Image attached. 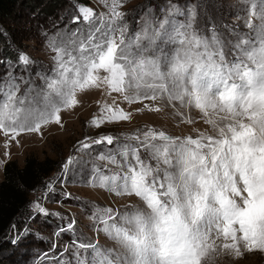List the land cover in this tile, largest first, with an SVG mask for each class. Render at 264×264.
I'll list each match as a JSON object with an SVG mask.
<instances>
[{"label":"snow or ice","instance_id":"1","mask_svg":"<svg viewBox=\"0 0 264 264\" xmlns=\"http://www.w3.org/2000/svg\"><path fill=\"white\" fill-rule=\"evenodd\" d=\"M103 2L109 16L81 7L86 28L67 39H48L54 67L36 73L42 85L11 73L0 79V132L15 140L50 123L63 126L60 113L78 106V93L106 88L128 104L166 99L195 108L215 134L172 136L147 127L102 151L97 158L118 170L93 165L89 186L135 196L143 207L93 206L95 231H103L120 251L73 240L76 264H205L217 250L235 257L264 253V0L258 13L253 0L249 15L258 23L249 19L246 25L254 35L235 45L231 60L214 30L209 36L195 26L191 7L187 15L177 5L162 8L161 16L146 14L139 29L130 31L118 10L122 0ZM18 60L35 63L24 53ZM18 79L27 85L22 94ZM145 109L161 110L144 104L137 112ZM130 119L113 101L89 124L99 128ZM87 140L78 151L91 147ZM118 140L109 134L92 144L113 146ZM76 162L75 157L65 162V176ZM74 225L73 220L69 228Z\"/></svg>","mask_w":264,"mask_h":264},{"label":"rangeland","instance_id":"2","mask_svg":"<svg viewBox=\"0 0 264 264\" xmlns=\"http://www.w3.org/2000/svg\"><path fill=\"white\" fill-rule=\"evenodd\" d=\"M76 1L89 4L78 6L79 22L69 23L63 29L48 33L35 30V32L26 31L24 35L26 40L22 42L23 53L35 63L27 65L31 66L30 77L29 73L15 77L30 78L37 86L42 85L43 82L36 76V73L38 71L50 72L54 67L52 58L55 56V52L48 47V39L50 37L67 39L68 35L66 34H70L77 28H86L87 25L83 24V18L79 12L81 7L92 9L96 17L101 14L110 15L103 0ZM144 1L122 0L123 6L118 10L124 14V21L128 23L130 31L139 29L144 23L146 14L162 15L161 11L158 13L153 9L156 5L142 15H135V8ZM252 2L253 0H247V2L245 0H215L214 9H217L220 18L226 16L224 19L229 25V30L233 32L230 31L236 44L241 39L254 35L252 29L246 25V21L249 19L254 24L258 23L256 17L249 15ZM254 2L256 4L255 11L258 13L261 0H254ZM108 4H111V0H108ZM171 5L174 4L166 2L163 9H167ZM190 7L192 8L191 5L184 3L179 8L188 12ZM32 26L34 25H25L28 29ZM221 39L225 40V37L220 35ZM221 42L223 44V40ZM225 45L226 43L223 44V50L224 53H227L224 49ZM230 53L233 55L227 57L229 60L231 57L234 58V53ZM17 82L20 83L22 94L27 85L19 79ZM77 99L78 106L60 113L63 126L50 123L42 127L40 133H25L15 140L11 139V135L5 136L3 132H0V182L4 179L5 165L12 161H16L20 167H23L26 159L32 156L40 161L51 158L57 161L60 166L54 181H52V187L45 193L32 196L34 200L33 215L26 219L23 229L20 231L19 226L13 225L10 230L8 239L13 248L5 252V264H57L58 260L64 264H76L74 252L77 249L72 244L73 240L85 243L98 242L102 247L120 251L119 245L109 239L103 231H95L97 221L90 219L93 206L111 207L114 210L123 211L126 205L143 207V203L135 196H117L105 189L89 186L88 180L93 165H99L106 172L107 169L118 170L115 165L99 160L97 158L99 154L102 151L107 152L108 148L114 147L116 143L125 142L123 138L126 134H131L141 128L152 127L156 130H163L172 136L191 135L196 137L201 132L215 134L199 110L181 108L178 103L169 104L166 99L145 100L142 103L128 104L122 100L119 94L108 95L106 88L78 93ZM113 101L116 102V106L130 113L131 119L118 123H105L99 128L90 126L89 122L93 117L101 115V107L104 104L113 105ZM144 104H148L152 108L158 107L161 110L148 111L145 109L142 112H137V109H142ZM186 119H191L193 122H183ZM109 134L119 137L118 141H114L113 146L92 144L93 140ZM85 138H88L86 142L90 143L91 147L78 151L81 142H85ZM69 157H75L77 162L70 166V170L65 176L63 165ZM56 194H58L57 197H55ZM37 203L46 210L47 215L38 212L35 207ZM73 220L75 225L69 228ZM14 240L15 243H13ZM216 243L222 244L223 240H217ZM79 251L83 255V250ZM44 257L47 258L46 261H44ZM205 264H264V253L245 251L241 257H235L227 251L217 250L210 254V258L205 261Z\"/></svg>","mask_w":264,"mask_h":264},{"label":"trees","instance_id":"3","mask_svg":"<svg viewBox=\"0 0 264 264\" xmlns=\"http://www.w3.org/2000/svg\"><path fill=\"white\" fill-rule=\"evenodd\" d=\"M166 2L179 7L184 3L191 5L196 12L195 26L206 35L210 36L214 30L219 39L220 35L225 37L221 40L226 43V57L233 55L230 52L235 53L233 32L224 19L226 16L220 18L214 9L215 0H145L135 8V15H142L155 5L153 9L159 13ZM79 5L89 4L76 0H0V79L8 73L21 76L31 70V66L22 65L18 60L23 53L26 31L48 33L63 29L79 17ZM26 24L34 26L28 29ZM59 168V163L51 158L40 161L32 156L26 159L23 167L16 161L5 165L4 179L0 182V264H5V252L13 248L8 239L13 225L19 226L20 231L23 229L26 219L33 215L32 196L49 189L47 185L52 184Z\"/></svg>","mask_w":264,"mask_h":264},{"label":"water","instance_id":"4","mask_svg":"<svg viewBox=\"0 0 264 264\" xmlns=\"http://www.w3.org/2000/svg\"><path fill=\"white\" fill-rule=\"evenodd\" d=\"M46 255H47V254H46ZM46 260H47V258H46V257H44V261H46ZM44 261H43V262H44Z\"/></svg>","mask_w":264,"mask_h":264}]
</instances>
